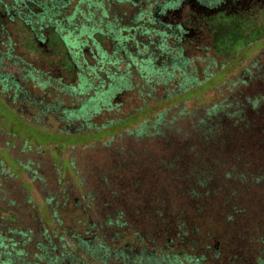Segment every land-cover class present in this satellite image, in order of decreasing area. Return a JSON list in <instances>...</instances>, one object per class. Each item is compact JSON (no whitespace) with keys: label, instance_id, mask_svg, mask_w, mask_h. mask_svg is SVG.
Returning <instances> with one entry per match:
<instances>
[{"label":"rangeland","instance_id":"1","mask_svg":"<svg viewBox=\"0 0 264 264\" xmlns=\"http://www.w3.org/2000/svg\"><path fill=\"white\" fill-rule=\"evenodd\" d=\"M140 8L141 5L132 7L130 4L116 3L111 15H120L124 25ZM215 18L210 20L212 25L215 24ZM167 21L176 25L178 18L168 15ZM192 23V17L189 16L186 25L190 31L184 36L185 41L197 39L199 42L188 48L185 59L189 71H192L190 76L195 77V81H201L207 73L217 71L219 65L208 67L205 62L209 56L214 57L212 51L204 50L213 44L212 33H208L210 26L203 31H194L189 28L195 26ZM222 23L215 26L217 30L214 37L228 32L229 25L226 26L227 22ZM242 29L241 34H244L247 28ZM16 33L24 37L20 42L24 41V44L16 52H24L26 59L30 62L35 59L38 66L44 64L45 72L51 70L55 73L49 54L39 55L33 48V51L27 49V39L32 35L25 33L22 27ZM243 45V41L237 42L235 50L241 49ZM131 49L137 55V50L134 47ZM259 54V49L253 51L251 59ZM248 60L242 65L250 68ZM222 61L219 59V64ZM2 64L1 69L8 71L15 82L21 83L32 102L44 100L45 105L60 102L61 109L78 105L76 100L71 102L69 94L57 93L54 89L44 94V89L26 80L12 62ZM131 70L135 74L138 68L134 66ZM241 70L240 67L218 78L200 93L187 95V99L161 104L155 116L165 114L158 130L148 128L141 133L138 130L143 123L137 120L85 142H78L83 136H76L73 142H67L70 138L57 135L62 127H67L70 133H75L77 129L71 122L69 126L59 123L53 113L40 115L34 112L31 106L21 102L22 98L16 97L21 94L15 88L7 89L4 92L6 96L0 91V240L4 245L16 243L13 248L8 247L15 259L14 264H70L71 257L78 262L82 259V264H103L97 253L88 255L78 248L74 250L76 244L79 245L84 240L82 238L87 237L92 238L89 242H93L94 238L105 239L121 248L126 241L135 240L137 232L146 238L145 241L150 239L159 243L165 229L164 221L155 214L158 209L166 212V221L170 222L171 217L174 221L177 216L185 214V222L189 221L191 226L197 225L198 248L189 253L204 257L201 264H256V256H261V253L264 258V245L254 243L251 236V228L256 226L255 220L262 217L260 211L264 207V192L249 181L258 175L260 169L264 170V145H206L194 143L197 135L185 136L186 133L190 134L199 119L205 117L208 108L226 97L219 91H225L237 77L244 76ZM175 74L170 78L166 73L157 81L156 95L164 96L167 90L173 91L184 83L178 71ZM142 81L134 80L130 88H122V92L112 101L113 109L96 115L94 124L100 125L138 108L144 100L140 92ZM258 83L248 91L257 89ZM225 110L230 113L236 111L232 108ZM152 115L145 119H153ZM154 119L150 121L151 124L155 123ZM167 122H170L171 128L166 127ZM228 124H223L216 136L235 133L238 138L244 134V131L239 134L234 132L237 129ZM167 162L174 166L169 169ZM244 177H247L246 180ZM244 185L251 191H245ZM192 188L196 189L202 200L207 201L205 216L196 214L190 207L188 194ZM234 191L240 194L239 202L245 209V215L231 220L228 213L223 211L225 198L222 193L227 195ZM117 212L123 213L130 225L118 229L114 235L104 223L107 215ZM90 223L94 227L91 232L88 231ZM171 230L176 231L174 227ZM208 234L214 236L215 240H209ZM116 235L120 239L115 237L112 241ZM64 245L68 250L63 248ZM66 251L72 255L62 256V252ZM215 251L218 258L214 257ZM245 255L251 256L246 258ZM7 258L6 254L0 255V264ZM175 260L160 261V264H176ZM179 261L188 264L186 258ZM106 262L148 264L137 260L118 261L115 258Z\"/></svg>","mask_w":264,"mask_h":264},{"label":"trees","instance_id":"2","mask_svg":"<svg viewBox=\"0 0 264 264\" xmlns=\"http://www.w3.org/2000/svg\"><path fill=\"white\" fill-rule=\"evenodd\" d=\"M184 2L187 10L192 13V6L196 1L185 0ZM116 3L130 4L132 7L141 5V8L131 16L128 24L122 25L120 15H111L112 7ZM162 3L160 14L170 13L175 14L176 17L175 12L179 9L180 0L161 2L159 0H0L1 67L4 65L3 62H12L20 69L26 80H31L35 87L36 85L42 87L44 94H49L54 89L57 93L69 94L72 97L71 102L76 100L78 105L61 109L62 103L59 101H56L59 103L54 105H45L44 100L32 102L21 83L15 82L11 74L1 67L0 91L6 96L4 92L7 89L15 88L16 92L21 94L16 97L22 98L21 102L31 106L34 112L40 115L53 113L59 123L69 126L71 122L77 129L75 133H70L66 130L67 127H62L57 135L70 138L67 142H73L76 136H83L84 138L78 142H85L137 120L143 123L138 130L141 133L148 128L158 130L159 124L164 121L165 114L160 113L155 116L161 104L187 99V95L194 96L208 88L218 78L241 67L244 76L237 77V80L233 81L225 91H219V94H225L226 97L208 108L205 117L199 119L194 124L193 130L189 132L190 134L186 133L185 136L197 135L198 138L194 139V143L202 142L206 145L238 143L264 145V0H253L251 4H247L246 7L251 6L253 13L244 19L235 13L236 10H232L229 15H217L213 25L210 18H205L204 27L210 26L208 33H212L213 44L204 50L214 53V57L209 56L205 62L208 67L219 65V68L217 71L207 73L201 81H195V77L190 76L192 71H189L185 59L188 48L199 41L197 39L192 42L185 41L184 36L190 31L186 29V25L185 28L181 24L174 25L168 22L167 24L161 20V16L157 13L158 5ZM186 15L189 18L187 13ZM222 22H227L226 26L229 25L228 32L214 37L215 26L217 23H221L218 26L222 25ZM192 25L195 24L192 23ZM19 27H22L25 33L32 35L29 38L30 41L27 39L29 44L27 49L33 48L39 55L49 54L55 73L51 70L45 72L44 64L40 63V67L35 59L32 62L28 61L24 52H16L17 48L24 44V41L20 43L24 37L16 33ZM244 27L247 29L242 35ZM239 41H243L244 45L241 49L235 50V44ZM133 47L137 50V55L132 52ZM257 49L260 54L251 59V53ZM219 59H223L220 64ZM245 60H248L247 64H250V68L244 67L245 64L242 65ZM134 66L138 68L135 74L131 70ZM168 70L171 72H167ZM176 71L184 83L173 91L167 90L164 96L156 95L157 81L166 73L170 78L174 77ZM140 79L144 80L140 87L144 100L138 108L100 125L94 124L93 119L96 115L111 111L112 101L122 92V88L128 89L134 80ZM256 82L259 85L257 89L253 92L248 91ZM152 105L153 108H151ZM229 108L236 111L230 113L225 110ZM150 115L154 116L153 119L155 118L154 124L150 122L153 119H145ZM167 123L166 127L171 128L170 122ZM228 123L237 129L234 132L239 134L240 131H244V134L238 138L234 135L235 133L216 136V132L221 131L222 125L229 126ZM171 164V162L166 164L169 169L174 166ZM257 174L249 181L264 192V170L260 169ZM246 178L244 177L245 180ZM242 182L246 184L244 180ZM237 186L241 187V185ZM242 187L245 191L246 189L251 191L245 185ZM222 196L225 198L222 203L223 211L228 213L229 219L234 220L235 217L245 215V209L239 202L241 197L238 192L234 191L227 195L222 193ZM188 197H190L188 200L190 207L196 214L205 216L208 211L207 201L202 200L203 198L193 188L189 190ZM156 207L161 208L159 205ZM155 214L164 221L165 231L159 243L150 239L145 241L146 238L136 232L135 240L126 241L121 248L111 245L105 239L94 238L93 242H89L92 238L87 237L82 238L84 240H81L79 245L76 244L74 250L78 248L80 251L87 252L88 255L97 253L103 264L111 258L118 261L137 260L148 264H160V261H171L174 258L176 264H183L179 260L186 258L188 264H201L204 257H196L189 253L198 248L197 225L191 226L189 221L185 222L184 213L182 217L177 216L174 221L171 217L170 222L165 219L166 212H160L158 209ZM260 214L262 217L258 221L255 220L256 226L251 228V236L254 243L264 245V233L260 231H264V207ZM106 219L104 225L112 230L114 235L118 233V229H124L130 225L123 213L107 215ZM171 227L175 228L174 232L177 234L171 230ZM93 229L90 223L88 231L91 232ZM255 232L257 234H254ZM258 235L259 238H257ZM102 236H104L103 232ZM115 237L120 239L116 235L112 241ZM207 237L209 240H215L211 234ZM0 241V255L6 254L8 257L1 263L14 264L15 259L8 251V247L13 248L16 243L4 245V242ZM63 248L68 250L66 245ZM70 254L68 251L62 252V256L70 257ZM249 256L251 255L244 257ZM214 257H219L216 251ZM256 257H258L256 264H264L262 253L261 256ZM82 263H84L82 259L78 262L74 260V257L70 258V264Z\"/></svg>","mask_w":264,"mask_h":264},{"label":"flooded vegetation","instance_id":"3","mask_svg":"<svg viewBox=\"0 0 264 264\" xmlns=\"http://www.w3.org/2000/svg\"><path fill=\"white\" fill-rule=\"evenodd\" d=\"M185 0H180V5L178 6L179 9L176 10V17L178 18V23L185 27L186 25V19L188 18L186 13L192 17V22L196 26H191L189 28H192L194 31L199 30L203 31L204 23H206L205 18H212L217 17V15H229L232 10H236L235 13H237L241 19L247 18L250 14H252L251 6L246 7L247 4H251L253 0H195V4L192 6L193 12L190 13L186 7V4L184 2ZM162 5H158V16H161V20L164 23H167V17L168 15L174 16L175 14L166 13L164 15L160 14V10H162ZM172 24H174L172 22ZM176 24V25H177ZM175 25V24H174ZM187 26V25H186ZM186 28V27H185ZM188 29V26L187 28ZM187 34V33H186ZM185 34V35H186Z\"/></svg>","mask_w":264,"mask_h":264}]
</instances>
